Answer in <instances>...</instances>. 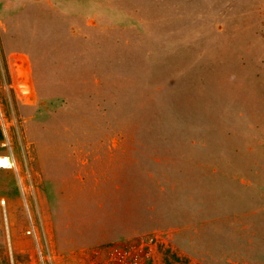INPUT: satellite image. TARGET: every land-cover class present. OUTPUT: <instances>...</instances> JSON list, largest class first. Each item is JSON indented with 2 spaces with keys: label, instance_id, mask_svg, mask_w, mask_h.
Masks as SVG:
<instances>
[{
  "label": "rangeland",
  "instance_id": "374dc122",
  "mask_svg": "<svg viewBox=\"0 0 264 264\" xmlns=\"http://www.w3.org/2000/svg\"><path fill=\"white\" fill-rule=\"evenodd\" d=\"M0 132V264H264V0H0Z\"/></svg>",
  "mask_w": 264,
  "mask_h": 264
},
{
  "label": "built area",
  "instance_id": "2783aa9c",
  "mask_svg": "<svg viewBox=\"0 0 264 264\" xmlns=\"http://www.w3.org/2000/svg\"><path fill=\"white\" fill-rule=\"evenodd\" d=\"M9 150L8 155L1 157L6 162L4 166H0V169H15V160L10 147ZM146 258L147 252L144 248L134 249L127 246H114L103 250L99 264H146ZM40 264H45L42 258L40 259Z\"/></svg>",
  "mask_w": 264,
  "mask_h": 264
},
{
  "label": "bare ground",
  "instance_id": "6f19581e",
  "mask_svg": "<svg viewBox=\"0 0 264 264\" xmlns=\"http://www.w3.org/2000/svg\"><path fill=\"white\" fill-rule=\"evenodd\" d=\"M2 156H0V166H4L6 160L4 158H1ZM0 204H4L5 205V200H1ZM7 213V212H6Z\"/></svg>",
  "mask_w": 264,
  "mask_h": 264
},
{
  "label": "trees",
  "instance_id": "16d2710c",
  "mask_svg": "<svg viewBox=\"0 0 264 264\" xmlns=\"http://www.w3.org/2000/svg\"><path fill=\"white\" fill-rule=\"evenodd\" d=\"M0 138H1V132H0Z\"/></svg>",
  "mask_w": 264,
  "mask_h": 264
}]
</instances>
